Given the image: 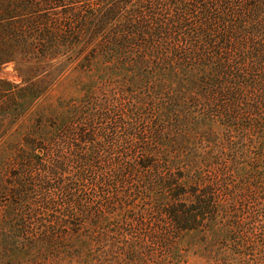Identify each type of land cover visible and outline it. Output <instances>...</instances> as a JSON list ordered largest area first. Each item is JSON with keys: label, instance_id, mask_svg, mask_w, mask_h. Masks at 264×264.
<instances>
[{"label": "trees", "instance_id": "1", "mask_svg": "<svg viewBox=\"0 0 264 264\" xmlns=\"http://www.w3.org/2000/svg\"><path fill=\"white\" fill-rule=\"evenodd\" d=\"M10 64L4 118L73 92L0 175L8 264H264V0H0Z\"/></svg>", "mask_w": 264, "mask_h": 264}, {"label": "rangeland", "instance_id": "2", "mask_svg": "<svg viewBox=\"0 0 264 264\" xmlns=\"http://www.w3.org/2000/svg\"><path fill=\"white\" fill-rule=\"evenodd\" d=\"M0 76L16 83L21 81L13 64L7 66L0 73ZM72 92L73 89L70 87V84L63 83L47 91L42 99L38 101L39 104L33 106L24 115H21L19 109L16 107L11 110L12 113L6 116V118L0 113V175L7 167V163L12 161L18 153L19 141L24 135H37L36 126H40L45 133L53 129V122H55V119L52 115V110L56 106H60V111H63V104L69 101ZM42 113L44 114V120L41 123L37 121V119ZM0 199V210H2V203H4L5 199ZM1 215L2 213L0 212V264H8L3 257V247L1 245ZM182 253H184V256L175 261V263L215 264L214 262L208 263L203 253L198 248L194 246L191 247L189 244L182 246ZM63 264L66 263L63 262Z\"/></svg>", "mask_w": 264, "mask_h": 264}]
</instances>
